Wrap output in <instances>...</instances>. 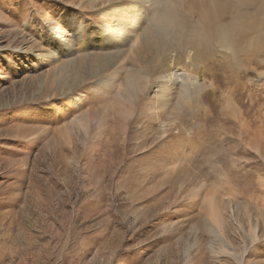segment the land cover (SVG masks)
<instances>
[{
  "label": "rangeland",
  "instance_id": "obj_1",
  "mask_svg": "<svg viewBox=\"0 0 264 264\" xmlns=\"http://www.w3.org/2000/svg\"><path fill=\"white\" fill-rule=\"evenodd\" d=\"M167 2L189 34L210 0ZM93 4L0 0V264H237L225 250L264 264V0L234 18L236 60L202 53L193 71L204 88L188 104L177 105L172 86L157 111L164 138L148 113L153 86L136 95L139 121L124 128L110 119L126 69L106 95L97 93L102 78L84 70L71 81V60L111 49ZM219 23L233 28L229 15ZM211 196L224 210L228 248L207 230Z\"/></svg>",
  "mask_w": 264,
  "mask_h": 264
},
{
  "label": "bare ground",
  "instance_id": "obj_2",
  "mask_svg": "<svg viewBox=\"0 0 264 264\" xmlns=\"http://www.w3.org/2000/svg\"><path fill=\"white\" fill-rule=\"evenodd\" d=\"M171 3H168L167 0H94L93 5L100 7L98 12L102 16L101 22H98L100 25L97 27V31L100 33L99 37L107 40L111 49L100 55L79 56L78 61L71 60L68 63L72 71V75H70L72 82L80 78V69L86 71L90 76L94 75V77L102 78L96 85L97 93L100 90L103 95L111 91L113 82L118 79L119 74L124 69L127 70L128 73L126 72V78L121 86L123 87L122 96L119 94L121 101L115 105L116 111L113 113V117H110L119 127L123 126L125 128L128 124L139 121L141 116L134 117L133 115V110L138 109L136 107L138 104L136 95L143 96L144 91L150 89L151 86L156 88L148 103L150 105L148 113L151 115L152 120L158 123L159 138L166 137L168 127L160 123L157 111L163 108L164 103L166 104L172 86L177 84L179 87L177 105L188 104L192 100V96L199 94L204 88L203 84L198 83L197 74L193 71V68H198L196 63L204 61L202 53L209 54L214 49L216 55L221 58L229 57L236 60L237 38L235 32L242 30V26L234 18L241 17L242 13L246 12L251 0H235L234 4L230 3V0H223L219 3L210 0L208 9L203 11L197 26L193 27L189 34L184 33L186 19L184 20L183 16L177 11L176 7L173 8ZM161 7L163 10L157 13V10ZM152 12H155V14H152ZM220 13L232 17L233 28L231 30H224L220 26ZM144 23L147 24L145 28L142 26ZM74 24L77 26L78 33L82 34L85 31L83 30V24L77 22V20L74 21ZM190 25L192 24L190 23ZM205 25L209 30H205ZM186 32L188 31L186 30ZM176 38L182 41L180 45H176L179 47L178 50L174 48L176 46L166 50L164 46L170 42L172 44ZM213 38L215 48L214 43H212ZM65 46H67V49L70 47L66 44ZM252 46L254 45L251 43L249 47ZM257 51L259 50L256 48L252 49L255 54ZM209 58L211 56L206 59L209 60ZM76 63L81 64L82 68L77 66ZM62 68L64 69L65 65ZM198 76L202 78L204 76L203 71H200ZM81 81L82 79L79 80V85ZM214 96L213 90L205 95L210 100ZM86 122L87 120L76 118L72 121V124L85 131L87 130ZM241 128L247 136V123L242 121ZM145 137V140L148 141V137ZM260 138L263 139L261 133ZM127 141H130V139ZM205 205L209 223L207 230L223 243V247L228 248L229 245L223 238L224 210L218 208L215 196L208 197ZM230 208V204H228L229 212L233 214ZM249 234L252 240L258 239L256 230H251ZM223 252L230 255L237 264H241L242 253L230 254L227 253V250ZM243 252L245 253V251ZM214 253L218 255L217 251Z\"/></svg>",
  "mask_w": 264,
  "mask_h": 264
}]
</instances>
